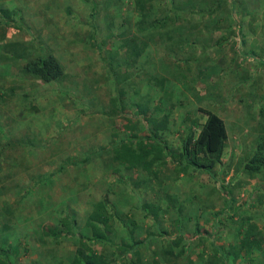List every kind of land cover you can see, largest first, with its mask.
<instances>
[{"label":"rangeland","instance_id":"1","mask_svg":"<svg viewBox=\"0 0 264 264\" xmlns=\"http://www.w3.org/2000/svg\"><path fill=\"white\" fill-rule=\"evenodd\" d=\"M214 2L0 0L19 13H0V263L71 264L91 248L133 264L134 254L88 239L106 197L109 235L128 239L132 220L140 264H264V169H245L264 145V0ZM43 54L58 79L24 72ZM137 104L169 117L157 133L176 157L133 169L113 160L111 145L153 129ZM202 109L229 136L210 170L176 163ZM249 224L259 248L223 261Z\"/></svg>","mask_w":264,"mask_h":264},{"label":"trees","instance_id":"2","mask_svg":"<svg viewBox=\"0 0 264 264\" xmlns=\"http://www.w3.org/2000/svg\"><path fill=\"white\" fill-rule=\"evenodd\" d=\"M221 0H215L214 5L219 6ZM0 13L6 22L17 20L18 12L7 8H0ZM24 72L30 76L41 79L44 82H49L58 79L62 74V69L51 54H43L35 56L27 61L24 67ZM137 115L141 117L144 122L153 124V129L146 130L142 136L136 133H131L130 136L120 141L118 144L111 145L110 149L113 154V160L122 164L127 169H133L143 164H153L157 161L163 160L166 155L171 158L176 157L169 146L163 142L158 136V131L164 129L168 122V116L165 115L160 119L153 118L147 105L137 104ZM206 115V119L201 125L198 133L195 130L190 131L183 139L181 149L177 154L178 159L176 163L184 162V166H192L194 170H210L216 164L221 162V155L224 146L229 140L226 125L223 119L215 112L202 109ZM173 160V159H172ZM245 169L249 173L259 172L264 169V145L258 146V151L254 152L245 165ZM109 201L106 197L97 201L88 217L86 224L91 230L89 240H101L114 243L120 255L132 253L136 260L133 264H140L139 246L144 242L142 239L134 237V222L130 220L131 226L128 231V239L121 237L119 241L115 242L109 235L110 227L109 220L113 213L107 212V205ZM142 208L147 212L148 216L157 219L159 208L151 203L145 202ZM219 212H215L217 215ZM50 233L57 234L61 232L59 229H49ZM166 232V231H162ZM241 234V233H240ZM256 226L249 224L248 228L241 234L238 239V244L233 245L228 250H222L220 253L223 261L228 259L237 260L243 255H248L254 247L259 248V240L256 238ZM179 243L178 240L175 241ZM221 251L222 247H218ZM89 252L85 253L78 249L72 258L71 264H111L115 259H109L101 254H96L91 248ZM223 249V248H222ZM218 250V251H219ZM217 251V250H216ZM171 253V251H170ZM3 264V263H0ZM227 264V263H223Z\"/></svg>","mask_w":264,"mask_h":264}]
</instances>
